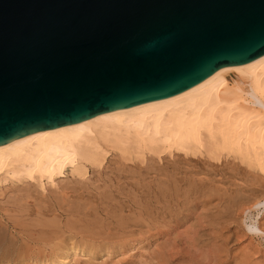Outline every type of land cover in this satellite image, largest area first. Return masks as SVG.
I'll list each match as a JSON object with an SVG mask.
<instances>
[{"label": "water", "instance_id": "obj_1", "mask_svg": "<svg viewBox=\"0 0 264 264\" xmlns=\"http://www.w3.org/2000/svg\"><path fill=\"white\" fill-rule=\"evenodd\" d=\"M264 56V0H0V146Z\"/></svg>", "mask_w": 264, "mask_h": 264}, {"label": "bare ground", "instance_id": "obj_2", "mask_svg": "<svg viewBox=\"0 0 264 264\" xmlns=\"http://www.w3.org/2000/svg\"><path fill=\"white\" fill-rule=\"evenodd\" d=\"M231 75L234 76V79L231 78ZM173 152L182 153L184 156H191V157L201 156L205 154L207 158L212 162L215 163L221 162V164L225 163V160L222 162V160L225 157H231L233 160H237L240 165H243L246 168L256 171L260 174H264V56L247 63L223 66L219 68V75L205 82H202L201 84L195 86L194 88L185 91L183 93H180L178 95L171 96L165 99H159L151 102L138 104L128 108L103 112L85 121L73 123L70 125L49 129V130L36 131L25 137L16 139L14 141H11L9 143L0 146V186L6 184L16 186L15 188L18 190L16 191L18 193V195L16 196L17 198L16 199L14 198L17 203V205L15 204L16 209L20 207L22 209V211L19 210L17 216H15L17 210L15 211L13 209L15 212L14 215L10 213V215H5L4 218H0V261L11 260L15 258L19 259L20 256L27 254L26 251L32 245L49 244L54 241H59L55 244V247L60 250V257H61L59 259L60 264H65L69 252H71L72 255L73 254L75 255L76 249H78L75 242H70L69 244V242L68 243L65 242V239L71 237V231L72 232L76 231V233L73 234L72 236L75 237L77 236L78 238H82L85 236L87 237L86 234H89L92 231V229H86L88 228V226H90L89 218L92 214L93 215L95 214L98 217L99 215L104 216V218L107 219L106 221H109L110 224L113 226L112 232H114V229L116 228L123 229L121 227L123 226V224H125V222L122 223L123 219L121 218V214L120 215L117 214L116 218L120 216V219L118 218L119 220L116 219L114 216L116 214L114 211H119L120 213L123 209L121 207L115 209L116 207L110 204L112 202V199L120 197L119 187L117 186H119L121 180L117 181V179H121V177L115 175L117 177V179L114 180L116 181L115 186L113 187V183L110 185H104L103 187L104 189H102L100 192L97 191L99 189L97 187L94 188V190L96 189V191L92 193L88 192V188L83 186L80 188H76L78 187L76 186V183L81 186V184H83L82 183L83 181L88 182L87 177L91 170L94 171V174L96 173L100 174L101 171L104 169L105 164L107 163L109 157L134 164V162L142 163L146 155H153L159 159V156L162 155L163 153H167L168 155L171 156ZM174 161L175 160H173V162ZM185 163L188 162L185 161ZM159 167L161 166L159 165ZM194 170L196 169L194 168ZM221 171L222 170H220V172ZM162 173L163 172H161L160 174ZM125 174H123L124 177L126 176ZM65 175L71 178V181L75 183L76 187H72V186L70 187L69 185H67L70 188H62L60 186L61 190L60 192L56 191L58 192V194L55 195V198L53 197L54 199L47 197V195L43 197L42 193H41L42 197L40 195L39 197L38 196L39 192H35L36 190L33 189V187L31 189L33 191L35 190L34 193H37V197L33 198L34 193L28 192L30 186H34V188L44 192L45 183L49 184L50 186H54L55 179L58 180V178H62ZM177 175L178 174H176V177L175 176L174 177L178 178L177 184L180 185V187L178 188V186H175L177 185L175 181H173L174 182L172 183L173 187H171L175 190V192H177L176 194H179L181 188L187 189V187L188 188L190 187L191 188L190 190H194L195 181H189L187 184H184L183 181L179 180L180 178L177 177ZM154 176L156 175L154 174ZM227 176L230 177L229 175ZM232 176L234 177V175ZM144 178L141 179L144 180ZM260 178L259 176L256 178L257 182L258 179ZM124 179H126V177ZM202 180L203 179L199 178L197 184ZM257 182L254 181L253 184L256 185ZM215 183H213V185ZM259 183L262 182H260L259 180ZM155 185L157 186V184ZM240 185H245V186L243 187ZM145 186L146 185H143V187ZM250 186L252 185L250 184ZM233 187L234 185H232V188ZM248 187H249L248 183L246 185L241 180V184H239V186L236 185L237 189L232 191V196H229L226 201H228L230 205L234 204L240 200V198L238 197L240 193L242 194L244 193L245 195V192L249 191L250 197L245 200V205L247 206L246 208H243V211L246 210L250 212L252 208L257 209L259 206H264V191L258 190L259 192H255L257 189L253 191L252 188L251 189L249 188L248 190ZM156 188L159 187L157 186ZM134 189L136 190V188ZM145 189L147 188L145 187L144 190ZM200 189L201 191H203L204 187L201 186ZM259 189L261 190L260 186ZM149 190L150 189H148L147 191L149 192ZM166 190H167L166 192L169 193V196L171 197L172 195H170V189L167 187ZM122 191L123 190H121V193ZM187 191L189 192L188 189ZM27 192L33 194V196H31V194L27 195L26 194ZM52 192L50 195L54 196V193ZM124 192L125 191H123V193ZM125 194L129 195V193H125ZM162 196L165 195H163L162 193ZM226 196H228V192ZM129 197L131 199V196H128V198ZM143 198L145 199L146 197L143 196ZM136 199L138 200L139 198ZM160 199H164V198L161 197ZM108 200L111 202L108 203ZM221 200L225 202L224 199L221 198L218 199L219 202ZM113 201L114 202H112V204H117L120 206L121 203L118 204V200L117 203H115V200ZM145 201L148 202V200L146 199ZM146 202H144V204H146ZM135 203H137V201H135ZM123 204L125 203L123 202ZM214 204L216 203L214 202ZM134 205L135 204H133V207ZM168 205L170 206V204H167V206ZM151 208H153V206H151ZM112 210L114 211L112 212ZM149 211L150 214L153 216L151 210ZM239 211L240 210H238V212ZM135 213H137V211ZM155 216L156 215L154 214V218ZM194 216L192 215V217ZM30 218H34L33 220L34 222L29 225L30 227L31 226L34 227V229L32 228L21 229V227H23L25 223L23 222L24 224L20 225L19 221L20 220L26 221L27 219ZM230 218H228L227 223L229 222ZM102 219H100V222ZM63 220H65V222L62 223ZM233 221L235 220H232L231 222ZM91 222H95V221H91ZM198 222L201 221L198 220ZM242 222H243V218H242ZM81 225H83V227L85 228L71 229L72 227H77ZM167 225L168 224H166V226ZM91 226L93 227V225ZM99 226L102 227V225ZM106 226L107 227L105 230L110 229L108 228L109 226L108 222H106ZM35 227H39L40 229L38 228L36 229ZM129 227L127 226V228ZM189 228L190 226L187 229ZM247 229H250L253 232L262 233V235L264 236V230H261L256 226L248 227ZM91 234L89 235L92 236ZM103 235H105V233ZM106 235H108V233ZM100 236L104 240L108 238V237L105 238L106 236L105 237H103L102 235ZM108 236H110V234ZM120 236L121 235H119V237ZM129 236L132 237V234ZM129 236L127 235L126 238ZM98 237L95 238L98 240ZM111 237L108 240L110 239L112 240L113 238H115V236L113 238ZM119 237L116 238L119 239ZM121 237L125 238L124 236ZM99 239L101 238L99 237ZM37 247H35V249ZM80 252L83 253L84 251L80 250ZM236 252L237 251H235L234 253ZM42 253L43 252H41V254ZM22 258L23 257H21V259ZM240 259L243 260L244 258H240Z\"/></svg>", "mask_w": 264, "mask_h": 264}, {"label": "rangeland", "instance_id": "obj_3", "mask_svg": "<svg viewBox=\"0 0 264 264\" xmlns=\"http://www.w3.org/2000/svg\"><path fill=\"white\" fill-rule=\"evenodd\" d=\"M231 78L234 79V76L231 75ZM173 160H175V161L173 162ZM193 160H195V161H193ZM224 160H225V163H222V164H221V162L215 163V162H212L211 160H209L205 154H203L201 156L191 157V156H184L182 153H178V152H173L171 154V156L168 155L167 153H163L162 155L159 156V159L153 155H146V157L142 163L134 162V164L129 163V162H125L122 160H118L116 158L109 157L107 160V163L105 164V167L101 171V173L100 174H98V173L94 174V171L91 170L89 172L88 177H87L88 182L83 181L82 182L83 184H81V186L76 183V186H78V187H76L75 183L73 181H71V178L69 176L65 175L62 178H58V180L60 179L59 182L57 179H55V185L54 186H50L49 184L45 183L44 184V189H45L44 192H42L39 189L34 188V186H30L28 192L34 193V191L36 190L35 192H39L38 196L39 195L41 196L43 194V197L47 195V197H50V198H53V197L55 198V195L58 194V192H60L61 187L62 188H70L72 186V187L80 188L83 186V187L88 188V192H91V193L95 192L96 189L94 190V188L97 187V188H99L97 191L100 192L102 189H104L103 188L104 185H110L113 183V187H114L115 182H116L114 180L117 179L116 176L121 177V179H117V181L121 180L119 183V186H117V187H119V195H120V197L122 195V197L112 199V202H114L113 200H115V203H117V200H118V204H120V203L121 204H120V206L117 204H112V202L109 200H108V203L111 202L110 204L112 206L114 205V207H116L115 209H117L118 207H121L123 209L120 213H119V211L112 210V212L114 211L116 213L114 215L115 218L117 217V214H119V215L121 214V218L123 219L122 223L125 222V224H123V226L121 227L123 229L116 228V229H114V232H115L114 233V232H112L113 226L110 224L109 221H106L107 219L104 218V216L98 214L99 215V217H98L95 214L94 215L92 214L93 216L91 215L89 219H90V226L93 225V227L88 226V228H86V229H92V231H91L92 234L89 233L92 236H90L89 234H86L87 235V237L85 236L86 238L85 237L78 238L77 236L76 237L72 236L73 234L76 233V231L75 232L71 231V237L65 239L66 243L69 242V244H70V242H75V244L78 247V249H76L75 255L74 254L72 255V253L69 252L68 258H67L65 264H71V263L72 264H87V263L88 264H234V263L235 264H243L244 262H246L247 264H260L262 262L261 264H264V236L262 235V233L253 232L250 229H247L248 227L256 226L257 228L264 230V206H259L257 209L252 208V210L250 212H248L246 210L243 211V208H246V206H247V205H245V200L250 197L249 191L245 192V195H244V193L243 194L240 193L238 195L240 200L234 204H231L232 206L228 203V201H226L229 196H232V191L237 189L236 185L239 186V184H241V180L246 185L248 183V186H249L248 190H249V188L250 189L252 188L253 191L255 189H257L255 192L264 191V188H263L264 187V174H260L256 171H253V170L246 168L243 165H240L237 160H233L231 157H225L222 160V162ZM166 161L168 162V165H167ZM185 161H187L189 164L185 163ZM110 162H112L113 164ZM175 162L176 163L178 162V163L176 164ZM164 163H165V165H164ZM232 163H234V164H232ZM235 163L237 166L235 165ZM158 164L161 167H159ZM210 164H211V166H210ZM139 166H140V169H139ZM185 166H187V167H185ZM224 166H225V168H224ZM110 167H112V168H110ZM170 168H172V169H170ZM194 168L196 170H194ZM223 169H224V171H223ZM124 170H125V172H124ZM163 170H166V171H163ZM220 170H222V171L220 172ZM225 170H226V172H225ZM231 170H233V171H231ZM117 171H119L123 174L126 173L125 174L126 179H124L125 177L123 174H121ZM159 171H161L163 173L160 174L161 172H159ZM184 171H186L187 173ZM231 172H232V174H231ZM141 173H144V174H141ZM154 174L156 176H154ZM176 174H178L177 177H179L180 178L179 180L183 181L184 184H187L189 181H195L194 182V185H195L194 190H190L191 188L187 187V189L189 190V192H188L187 189L181 188L179 191V194H176L177 192H175V190L173 188H171V187H173V185H172V183H174L173 181H175L177 184L178 178H175ZM222 174H224L225 176L229 175L232 178H230L228 176L225 177ZM232 175H234V177ZM241 175H242V177H241ZM257 175L259 176V178L261 177L260 179H258V182L256 179L258 177ZM109 177H111V178H109ZM113 177L114 178L116 177V178L114 179ZM128 177H130V178H128ZM144 177H146V178H144ZM141 178H144V180H142ZM199 178L203 179V180L201 182H198V184H197V181H199ZM259 180L262 183H259ZM254 181L257 182L256 185L253 184ZM213 183H215V184L213 185ZM56 184H58V185H56ZM155 184H157V186L159 188H156L157 186ZM250 184L252 186H250ZM67 185H69L70 187ZM143 185H146L145 187L147 189L144 190L145 187H143ZM232 185H234L233 188H232ZM175 186H178V188L180 187V185H178V184ZM201 186L204 187L203 191H201V189H200ZM214 186H215V188H214ZM240 186L244 187L245 185H240ZM259 186L261 187V190L259 189ZM15 187L16 186H12L10 184L0 186V194H1L0 195V210L2 209L0 211V218H4L5 215H10V213L12 215H14V213H15L14 210L15 211L17 210L16 211L17 214L15 213V216L18 215L19 210L22 211L21 207L16 209L17 203H16L15 199L17 198L16 196L18 195V193L16 191H18V190ZM17 187H20V186H17ZM32 187H33V189H35L34 191L31 189ZM133 187L136 188V190ZM167 187L170 189V195H172L171 197L169 196V193L166 192ZM121 188H123V189H121ZM148 189H150L149 192L147 191ZM157 189L159 190V192ZM51 190L52 191L54 190V191L52 192ZM121 190H123L125 192L123 193V191H122V193H121ZM56 191H58V192H56ZM28 192L26 194L30 195L31 193H28ZM51 192L54 193V196L50 195ZM139 192H141V193H139ZM227 192H228V196H226ZM125 193H129V195H127ZM152 193H154V194H152ZM162 193L165 196H162ZM139 194L141 195V197ZM143 194H145V195H143ZM157 195H158V197H157ZM31 196H33V194H31ZM128 196H131V199H130V197L128 198ZM143 196L146 197L145 199L148 200V202L145 201ZM159 196L163 197L164 199H160L161 197H159ZM203 196H204V198H203ZM12 197H13V199H12ZM34 197L35 198L37 197V193H34L33 198ZM58 197H59V195H58ZM147 197H149V198H147ZM136 198H139L140 200L139 199L137 200ZM220 198L224 199L225 202H223L222 200L219 202L218 199H220ZM154 200H156V201H154ZM193 200H195V201H193ZM135 201H137V203H135ZM30 202H32V201H30ZM123 202L125 204H123ZM139 202H140V204H139ZM144 202H146V204L147 203L148 204L146 205V204H144ZM155 202L156 203L159 202V203H157L158 206ZM214 202L216 204H214ZM163 203H164V205H163ZM226 203H228V204H226ZM133 204H135L134 207H133ZM167 204H170V206L168 205L169 206L168 207ZM145 205H146V207H145ZM151 206H153V208H151ZM7 208L9 211L7 210ZM130 208H131V210H130ZM175 208H176V210H175ZM232 208H234V209H232ZM149 210H151V213L153 214V216L150 214ZM238 210H240V211L238 212ZM10 211H12V212H10ZM136 211H137V213H135ZM169 211H170V213H169ZM235 211H236V213H235ZM184 212H185V214H184ZM194 212H196V213H194ZM174 213H176V214H174ZM245 213H246V215H245ZM140 214H141V216H140ZM154 214L156 215L155 218H154ZM131 215H133V216H131ZM192 215L193 216L195 215V216L192 217ZM243 215L245 216V218ZM230 216H231V218H230ZM100 217H102L103 219ZM136 217H137V219H136ZM118 218L120 219V216ZM118 218H116V219H118ZM228 218H230V219H229V222L227 223ZM242 218H243V222H242ZM93 219H95V220H93ZM100 219H102L101 222H100ZM33 220H34V218L27 219L26 221H24V220H20V221L17 220V221H19L20 225L25 223L23 225V227H21V229H31V228L34 229V227L29 226L31 223L34 222ZM158 220H160V221H158ZM189 220H190V222H189ZM198 220L201 222H198ZM205 220H206V222H205ZM232 220H235V221L231 222ZM91 221H95V222H91ZM152 221H154V222H152ZM63 222H65V220H63L62 223ZM106 222L109 223L108 228H110V229L105 230L107 227ZM159 223H160L161 227L159 226ZM166 224H168L169 226L168 225L166 226ZM194 224H195V226H194ZM233 224H235V225H233ZM99 225H102V227H100ZM145 225H147V226H145ZM201 225H203V226H201ZM127 226L128 227L130 226V227L127 228ZM187 226L188 227L190 226V228L187 229L188 228ZM191 226H192V229H191ZM200 226H201V229H200ZM99 227L102 228L103 230L100 229ZM193 227L194 228L197 227V228L194 229ZM35 228L40 229L39 227H35ZM82 228H85V227H83V225H81V226H77V227H72L71 229H82ZM139 228H141V229H139ZM66 229H68V228H66ZM118 231H119V233H118ZM102 232H104L105 235H103L104 233H102ZM218 232L219 233L222 232V233L219 234ZM107 233H108V235L110 234V236L106 235ZM131 234H132V237L129 236ZM100 235H102L103 237L106 236L105 238H107V237L108 238L104 240ZM111 235H112V237H111ZM119 235L124 236L125 238H122L121 236L119 237ZM127 235L129 237L126 238ZM98 236L101 239H99ZM114 236H115V238L119 237V239L116 238L117 239L116 240L115 238H113ZM95 237L96 238L98 237V240ZM110 237L113 239L108 240ZM57 242H59V241H54V242L49 243V244L32 245L26 251L27 254L20 256L19 259L15 258V259H11V260L0 261V264H20V263L21 264H60V260H59L61 258L60 257V250L55 247V244ZM99 245H100V247H99ZM35 247H37V248L35 249ZM244 247H246V248H244ZM226 248H227V250H226ZM240 248H242V249H240ZM80 250H83L84 252L81 253ZM235 251H237V252L234 253ZM41 252H43V253L41 254ZM239 255H242V256H239ZM21 257H23V258L21 259ZM233 258L235 259V261ZM240 258H244L246 261L244 259L242 260ZM241 261H243V262H241ZM246 263H244V264H246Z\"/></svg>", "mask_w": 264, "mask_h": 264}]
</instances>
